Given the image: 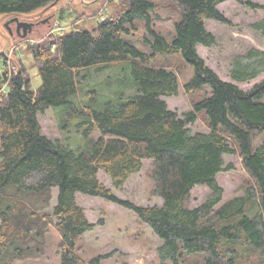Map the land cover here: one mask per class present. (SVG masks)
Returning a JSON list of instances; mask_svg holds the SVG:
<instances>
[{
    "label": "trees",
    "instance_id": "16d2710c",
    "mask_svg": "<svg viewBox=\"0 0 264 264\" xmlns=\"http://www.w3.org/2000/svg\"><path fill=\"white\" fill-rule=\"evenodd\" d=\"M57 0H0V15L34 14ZM180 10L171 41L155 30L156 0H124L118 16L101 20L93 32L73 29L52 33L30 46L41 78L34 90L30 76H9L7 56H0V264L43 254L48 232L45 212L58 190L52 221L60 235V264H86L79 255L84 235L94 231L77 194L100 197L133 211L162 240L161 264H246L264 258V82L242 90L222 80L198 54L197 47L217 44L206 21L230 22L219 6L230 0H172ZM253 10L264 6L236 0ZM143 22L149 53L125 41ZM254 27L264 32V21ZM181 53L194 75L185 84L188 94L210 89L179 115L163 98L179 95L180 79L158 57ZM131 63L135 93L110 99L101 106L76 107L79 72L97 66ZM2 67V70H1ZM264 74V51L249 49L234 59L231 78L245 83ZM69 106L80 118L85 137L99 133L90 152L74 150L43 133L39 117L51 108ZM204 114L208 132L189 128ZM239 153L252 184L243 195L223 201L219 174L231 171L224 157ZM152 161L153 196L161 206H140L118 198L99 180L103 171L117 189ZM210 189L206 201L191 208L192 191ZM98 225H104L103 220ZM253 255V256H252ZM99 256L90 264H101Z\"/></svg>",
    "mask_w": 264,
    "mask_h": 264
},
{
    "label": "rangeland",
    "instance_id": "374dc122",
    "mask_svg": "<svg viewBox=\"0 0 264 264\" xmlns=\"http://www.w3.org/2000/svg\"><path fill=\"white\" fill-rule=\"evenodd\" d=\"M124 0H62L53 6L44 16L51 17L49 22L40 25L27 38L12 39L7 50V57L17 63L18 71L21 68L30 76L32 88L36 90L41 84L38 68L30 46L46 40L58 26L64 33L73 29L93 32L106 17H116L121 11ZM246 2L247 0H242ZM254 3L264 6V0H252ZM157 9L154 14L155 30L171 41L175 24L180 20V10L172 0H156ZM47 8V7H46ZM45 8L35 12L39 14ZM219 11L230 22L229 25L217 21H206V27L217 38V44L207 48L203 45L197 47L198 54L204 59L206 65L214 70L218 76L227 82H232L242 90L248 91L256 85L264 82V74L258 78L245 82H235L231 78V70L234 59L245 54L251 48L264 51V32L254 27L264 21V10H253L236 0L227 1L219 6ZM5 16L0 15V50L7 44L4 38L8 34L1 21ZM143 22H137V31L133 35H126L125 41L134 44L137 48L149 53V48L144 45L147 31ZM157 63L176 71L180 79V91L178 96L165 97L169 109L184 115L193 109L194 102L202 99L210 93V89L194 94L185 91V84L194 75V70L183 59L181 53L171 57H158ZM12 65V64H11ZM10 65L8 71L10 72ZM2 70V67H1ZM78 95L74 98L76 107L87 109L86 106H101L106 101L117 98L121 94L128 96L136 91V82L131 74V63H118L112 65L97 66L82 69L79 72ZM43 133L52 140L63 142L74 150L90 152L92 141L99 137L95 133L91 137H85L79 131L78 124L81 119L74 115V109L69 106L51 108L39 117ZM189 128L193 133L208 132V124L204 114H201L196 123ZM264 141V134L256 138V145ZM226 166H231V171H226L218 176V182L224 189L223 201L226 202L236 196L243 195L246 187L252 184V179L244 168L242 157L239 153L224 157ZM153 170L152 161H144L140 173L133 175L122 189L112 185L111 179L103 172L98 174L99 180L106 187L112 189L114 194L126 201L140 206H161L163 201L154 197L152 192L154 184L151 179ZM51 207L45 212L48 217L45 222L49 225L48 232L40 240H43L41 248L44 252L37 258L21 260L15 264H60L59 244L60 235L55 228L57 221H52L53 208L57 204L58 190H53ZM210 189L205 186L196 187L189 201L191 208L200 207L208 198ZM78 204L84 208L88 220L96 225L92 232L84 235L80 242L79 255L86 262H90L99 256H110L103 259L101 264H161L158 258V248L162 245L154 232L143 224L138 216L131 210L117 204L108 202L100 197L77 194ZM104 225H98L99 221ZM245 253L246 264H264V258L260 255L253 257Z\"/></svg>",
    "mask_w": 264,
    "mask_h": 264
},
{
    "label": "flooded vegetation",
    "instance_id": "af4514ba",
    "mask_svg": "<svg viewBox=\"0 0 264 264\" xmlns=\"http://www.w3.org/2000/svg\"><path fill=\"white\" fill-rule=\"evenodd\" d=\"M5 16V15H2ZM50 17V16H49ZM46 17V18H49ZM45 16H42L37 19H21L20 22H30L33 23V26L31 27V32L29 34H32L40 25H43L47 22L48 20L45 21ZM3 21H1L2 26L5 28L8 34H5L7 36H10L12 39L15 38H21L24 33H25V25L19 26V22L14 20V17H4L2 18ZM1 25V24H0Z\"/></svg>",
    "mask_w": 264,
    "mask_h": 264
},
{
    "label": "water",
    "instance_id": "95a60500",
    "mask_svg": "<svg viewBox=\"0 0 264 264\" xmlns=\"http://www.w3.org/2000/svg\"><path fill=\"white\" fill-rule=\"evenodd\" d=\"M62 0H57L56 2H54L53 4L49 5L47 8H45V10H43L42 12H40L39 14H16V13H11V14H6L5 17H14V20L19 22V26L21 25H25V33L24 35L21 37L23 39L27 38V36H29V33L31 32V27L33 26V23L30 22H20L21 19H37L40 18L42 16H44L53 6L57 5L59 2H61ZM53 16L46 18L45 21H50V19ZM4 38L7 40V44L4 47L3 50H0V56H7V50L10 47L11 43H12V38L10 36L4 35Z\"/></svg>",
    "mask_w": 264,
    "mask_h": 264
},
{
    "label": "built area",
    "instance_id": "2783aa9c",
    "mask_svg": "<svg viewBox=\"0 0 264 264\" xmlns=\"http://www.w3.org/2000/svg\"><path fill=\"white\" fill-rule=\"evenodd\" d=\"M104 19H105V16L102 15V20H104ZM52 33H54V34H58V35H62V34H64V30H63V28H62L61 26H58V27L56 28V30L53 31ZM8 60H9V65L11 66V67H10V72H11V73H10L9 76H11L13 73H15V72L17 73V72H19V71H18L17 63L15 62V60H13V59L10 58V57H8ZM11 64H12V65H11ZM7 86H8V82L5 83V84L0 88V96H1L2 93L6 92Z\"/></svg>",
    "mask_w": 264,
    "mask_h": 264
}]
</instances>
